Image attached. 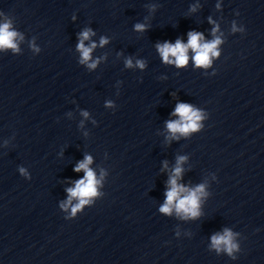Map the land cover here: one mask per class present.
<instances>
[{"label":"clouds","instance_id":"9594fccd","mask_svg":"<svg viewBox=\"0 0 264 264\" xmlns=\"http://www.w3.org/2000/svg\"><path fill=\"white\" fill-rule=\"evenodd\" d=\"M211 22V21H210ZM11 22L6 21L0 24V49L11 48L14 51H18L17 44L15 43L16 37L19 35L16 31L10 30ZM136 31H144L146 26L144 24H136ZM218 28H213V35L215 36ZM235 31V27L233 28ZM92 31L85 30L79 35V43L77 45L78 50L81 53V63L88 64L90 69L95 68L99 61H92L91 59L92 49L96 47L93 43L91 47H86L84 44L85 40H88L90 35H93ZM22 39V37H21ZM202 33L191 31L188 33V42L184 44L181 40L177 39L175 44L165 41L163 44H157V50L162 57L164 63L175 64L177 67H184L189 61L188 51L192 50L194 53L192 60L197 68L207 69L212 64V58L218 57L220 53L217 51V46L222 43L220 37L215 36V38L210 42H202ZM107 43V41L102 38L100 41L101 46ZM39 51V49H36ZM128 67L132 66L131 59L126 61ZM137 66L140 68L144 67L142 61H137ZM173 115L179 117L176 121H168V130L175 135L176 133L188 134L189 132L198 131L202 125L199 123L204 117L201 111L195 110L191 104L187 103H177ZM87 116V113H83ZM185 157H179L177 159V166L173 170V175L169 177L168 184L169 189L166 191L165 203L160 207V212L170 215L173 207L177 214H185V216H191L193 218L199 215V197L207 195L204 190V185L197 186L196 189L190 190L177 183V178L180 177L182 173L181 163L184 161ZM92 163L91 156H85L83 161L78 162L74 171L83 170L85 175L82 179L76 181L74 188H68L67 192L69 194L67 203L61 205L65 210L71 205L72 199L76 198L78 203L71 207L70 216L65 219H71L76 217L77 213L80 212L85 205L92 202V198L96 197L99 193L97 192V185L100 183L97 180L95 173L89 168ZM20 172L23 175H27L23 168H20ZM212 247L216 249L217 252L221 250L227 252L232 256L234 251L239 250L238 244L234 243V234L225 229L224 233L213 235ZM233 259L235 257L233 256Z\"/></svg>","mask_w":264,"mask_h":264}]
</instances>
